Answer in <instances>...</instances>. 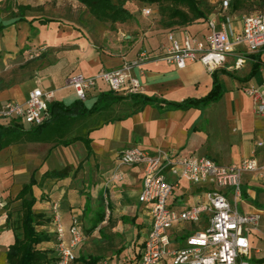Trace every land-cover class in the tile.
<instances>
[{
	"label": "crops",
	"instance_id": "1",
	"mask_svg": "<svg viewBox=\"0 0 264 264\" xmlns=\"http://www.w3.org/2000/svg\"><path fill=\"white\" fill-rule=\"evenodd\" d=\"M223 1L210 0L216 6L208 18L174 30L178 37L184 30L203 36L209 31V19L222 21L226 17L230 18L229 24L234 30H240L246 15L244 9L234 10L232 2L225 10ZM126 6L135 14L145 3L130 0ZM153 16L156 20L148 28L142 27L136 15L131 22H118L117 31L101 35L104 44L99 48L87 32V21H93L94 16L77 0H0V25H5L0 31V108L9 100L25 101L37 87L54 90L53 100L71 104L78 97L72 87L65 85L70 73L94 75L103 69L118 68L136 59L142 49L152 51L168 42L171 29L160 24L157 14ZM252 57L254 61L247 60L236 69L233 67L236 55H230L227 63L215 70L224 94L206 107L183 110L170 109L165 104H147L133 112L128 94H121L125 97L122 102L107 112L77 119L64 136L65 139L87 136L88 145L82 140L69 145L58 144L59 140L22 139L11 143L0 150V194L6 199L11 195L20 203L16 197L34 175L38 181L33 186L34 210L51 218L37 226L51 237L39 247L53 250L56 247L51 206L57 201L65 228H69L74 216H79L85 232L90 228L84 241L92 238L96 242L89 250L82 243L73 264H136L152 219L147 205L139 200L144 166L120 165L121 150L131 146L151 152L163 149L208 156L215 161L218 158L224 164L256 157L260 168L244 175L241 202L245 213L261 214V226L250 236V257L255 262L264 258L261 234L264 230V145H258L264 140V120L257 115L252 99L244 91V87L263 84L264 48ZM255 65L259 68L251 74ZM133 74L141 82L140 93L170 101L203 97L211 91L214 81L213 72L198 61L185 68L162 60L149 61L136 66ZM106 91L110 90L103 86L99 91H92L84 103L91 107L99 94ZM213 105L217 106V114L209 111ZM234 105L240 111L252 110L254 115L251 121H242L241 136L235 135L236 128L230 131V122L237 118ZM96 115H101V120L94 123L92 119ZM88 121L92 124L86 127ZM0 123L22 125L18 120L0 119ZM24 145H33L40 151L39 158L31 161L34 168L29 177V167L16 161L17 148ZM69 165L72 168L68 176L41 181L47 171ZM117 173L120 178L115 176ZM6 187L8 191L3 190ZM208 188L180 183L170 199L171 207L183 210L204 200ZM17 210L0 209V264H9L7 251L15 242V233L6 222L9 215L15 217ZM101 216H104L102 220ZM208 225L206 216L197 223L175 224L170 230L173 246H181L190 233L202 231ZM161 264H172V260L167 258Z\"/></svg>",
	"mask_w": 264,
	"mask_h": 264
},
{
	"label": "built area",
	"instance_id": "2",
	"mask_svg": "<svg viewBox=\"0 0 264 264\" xmlns=\"http://www.w3.org/2000/svg\"><path fill=\"white\" fill-rule=\"evenodd\" d=\"M233 1L224 0L223 9L227 10ZM142 11L145 15L153 13L150 6H145ZM229 21V17L222 21L209 19V31L203 36L184 30L178 37L171 30L168 42L157 49H142L136 59L94 75L70 73L65 85L74 89L78 99L86 101L92 91H99L102 86L118 94L140 93L142 85L133 69L149 61L162 60L179 68L198 61L214 72L227 63L230 55H236L233 67L241 68L247 60L254 61L252 54L264 48V11L245 15L238 31L230 26ZM244 91L252 99L257 115L264 120V80L262 85L244 87ZM54 96V90L34 88L25 101L3 103L0 119L18 120L26 127L40 125L47 117L48 104ZM258 145H264V140ZM119 164L144 166L139 200L149 208L152 222L136 264H161L167 258H171L172 264H259L244 257L250 258V236L260 225L261 214L241 213L237 209L242 199L244 175L260 168L256 157L224 164L203 155H185L163 149L151 152L131 146L121 150ZM115 176L120 178L121 175L117 173ZM182 182L208 186L206 198L183 210L171 207L170 199ZM6 206L7 199L0 194V209ZM51 209L56 238L55 264H73L76 251L86 237L83 221L74 216L66 229L59 203L54 201ZM204 216L209 221L208 227L190 233L181 246H173L170 230L175 224L197 223Z\"/></svg>",
	"mask_w": 264,
	"mask_h": 264
},
{
	"label": "trees",
	"instance_id": "3",
	"mask_svg": "<svg viewBox=\"0 0 264 264\" xmlns=\"http://www.w3.org/2000/svg\"><path fill=\"white\" fill-rule=\"evenodd\" d=\"M86 6L88 12L99 21H110L113 24L124 23L134 18L133 12L126 6L130 0H77ZM150 6L153 14H157L160 24L171 30L186 28L201 20H206L212 12L213 7L209 0H138ZM255 3L264 5V0L245 2L243 0L233 1L234 10L247 9ZM156 9V11H155ZM5 25H0V31ZM259 66L253 67L252 73ZM213 86L211 91L200 98L189 97L182 101H170L143 93L128 94L131 100L133 112L141 110L147 104H165L170 109L187 110L193 107L202 108L220 100L224 94L221 84L218 82L215 71L213 72ZM125 97L113 91H106L97 97L91 107H87L84 101L76 99L71 104L63 101L52 100L48 104V114L45 121L37 126L24 128L23 125L0 123V150L13 142L26 139L29 141H51L59 140L58 144L69 145L75 141L82 140L86 145L89 139L84 135H75L71 139H65L66 132L77 119L85 118L95 114L109 111L114 104L122 102ZM72 166H66L60 170H51L44 173L41 181L47 178H60L69 175ZM33 175L29 183L24 184L16 199L20 200L19 208L15 217H8L6 225L11 227L15 233V242L7 251L9 264H55L57 261L56 250L41 248L39 244L50 240L48 233L39 231L37 226L51 220L43 213L34 210L36 197L33 186L37 184ZM104 216H101L102 220ZM93 261H96L93 260ZM259 264L264 263V258L256 259Z\"/></svg>",
	"mask_w": 264,
	"mask_h": 264
},
{
	"label": "rangeland",
	"instance_id": "4",
	"mask_svg": "<svg viewBox=\"0 0 264 264\" xmlns=\"http://www.w3.org/2000/svg\"><path fill=\"white\" fill-rule=\"evenodd\" d=\"M243 1L252 3L253 1H257V0H243ZM209 2H210V0H209ZM210 4L212 5V7L216 6L215 4H213L211 2H210ZM263 11H264V5H260L259 3H255L253 6H249V8L244 9L243 13L248 15V14H252V13H256V12H263ZM134 15H136V17H138V19H140V21H142L141 22L142 27H147V28L151 27L152 21L156 20V18H154L153 15H145L141 9H138L137 12ZM87 22H88V27H87L88 31L87 32L91 35V37H93V39L95 41V44L99 48H103V44H104V42L103 43L101 42V35L105 34V33H108L109 31H117V29H118L117 23L113 24L110 21H107V22L99 21L95 17L93 18V21H87ZM128 22H131V21H128ZM200 29L205 30L206 26H200ZM97 37H99V39H97ZM244 103H245V101H244ZM87 104H90V101H88ZM212 107L213 108H211L209 110L210 113L211 114H217V106L213 105ZM233 109L235 110L234 114L236 115L237 118H236V120L230 122V131H232L233 128H236L237 131H236L235 135H238V136L240 135L241 136V134H242V127H241L242 121L243 120L251 121L254 118V115L252 113V110L251 111H243V110L240 111V109L236 108L235 105H234ZM92 120H94V123L99 122L101 120V115H96L95 119H92ZM91 124L92 123L90 121H88L86 123V127L90 126ZM217 138H219V137H217ZM39 152L40 151L38 149H36L33 145H24V146H19L17 148L16 161L19 164H22V165L24 164V166H28L29 167V171H28V174H27L28 177H29L31 171H33L32 169L34 168L33 167V162L31 163V161H32L33 158H34V160L39 158L38 157ZM42 155L43 154L39 155L40 158L41 157L43 158ZM60 156H62V155H60ZM216 160L218 162H220V163H223V162L219 161L218 158ZM3 190L4 191H8V188L6 187ZM15 201L16 200H13L11 195L8 196V198H7V206L6 207L10 208L11 210L19 208V202L17 203ZM241 201H242V199H241ZM232 203L235 206V202H234L233 199H232ZM181 206H185V205L182 204ZM244 207H245V205H244ZM237 209L241 213H244L242 202L238 203ZM260 226H261V221H260L259 228H260ZM89 231H90V228H87L86 232L89 233ZM262 231H263V233H261L263 235L262 240L264 241V230H262ZM253 235H256L255 232L253 233ZM94 243H96L94 241V239L89 238V239H87L86 241L83 242V245H85L88 248V250H89L90 248H92V245ZM244 259L249 261V262H255V259H252L251 257L250 258L249 257H244Z\"/></svg>",
	"mask_w": 264,
	"mask_h": 264
}]
</instances>
